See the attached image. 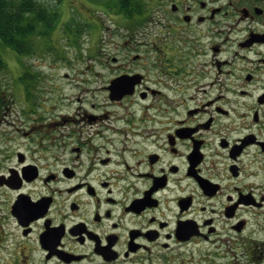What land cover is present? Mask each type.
<instances>
[{
	"label": "flooded vegetation",
	"instance_id": "af4514ba",
	"mask_svg": "<svg viewBox=\"0 0 264 264\" xmlns=\"http://www.w3.org/2000/svg\"><path fill=\"white\" fill-rule=\"evenodd\" d=\"M143 4L0 122V264H264V0Z\"/></svg>",
	"mask_w": 264,
	"mask_h": 264
},
{
	"label": "rangeland",
	"instance_id": "374dc122",
	"mask_svg": "<svg viewBox=\"0 0 264 264\" xmlns=\"http://www.w3.org/2000/svg\"><path fill=\"white\" fill-rule=\"evenodd\" d=\"M114 2L116 0H62L60 3L50 0L48 3L60 11L56 29L50 36H32L34 44L29 54H21L0 40V54L6 62V68L0 70V89L4 91L10 108L8 115L0 118V122H25L27 113L24 110L28 108L31 97L33 108L45 119L46 115L49 116L46 107L62 105L63 112L75 110V102L62 98L77 95L80 89L67 84L68 80L63 77L71 69L64 66L60 59L98 53V47L107 48L116 17L108 16L103 8L109 10ZM70 29L73 31L70 32ZM16 111L20 113L19 116H16ZM49 113L56 114V111ZM198 258L192 264H199ZM83 264L102 263L95 259Z\"/></svg>",
	"mask_w": 264,
	"mask_h": 264
},
{
	"label": "trees",
	"instance_id": "16d2710c",
	"mask_svg": "<svg viewBox=\"0 0 264 264\" xmlns=\"http://www.w3.org/2000/svg\"><path fill=\"white\" fill-rule=\"evenodd\" d=\"M49 1L0 0L1 42L21 54L31 53L34 44L32 36H50L59 21L60 11L56 6L48 3ZM56 1L62 2V0ZM110 8H117L130 15L141 14L145 9L143 0H116L114 6ZM4 68L6 62L0 54V70ZM5 99L4 91L0 89V112L6 102Z\"/></svg>",
	"mask_w": 264,
	"mask_h": 264
}]
</instances>
